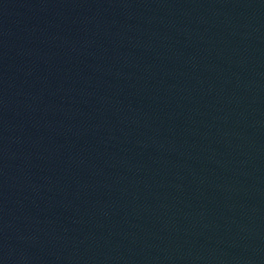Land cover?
Masks as SVG:
<instances>
[{"label":"water","instance_id":"95a60500","mask_svg":"<svg viewBox=\"0 0 264 264\" xmlns=\"http://www.w3.org/2000/svg\"><path fill=\"white\" fill-rule=\"evenodd\" d=\"M0 264H264V0H0Z\"/></svg>","mask_w":264,"mask_h":264}]
</instances>
